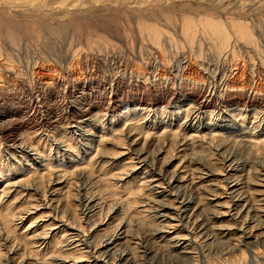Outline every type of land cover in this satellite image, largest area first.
<instances>
[{
    "label": "rangeland",
    "instance_id": "rangeland-1",
    "mask_svg": "<svg viewBox=\"0 0 264 264\" xmlns=\"http://www.w3.org/2000/svg\"><path fill=\"white\" fill-rule=\"evenodd\" d=\"M34 1L36 9L0 7V264H55L78 238L76 248L88 239L90 250H99L122 224L125 246L99 264H119L127 251L130 264H264V210L244 215L245 207L233 219L241 206L228 194L237 182L249 207L264 203L257 201L264 197V151L255 155L244 143L248 134L264 138V0ZM183 17L222 23L228 48L214 52L201 33L188 45ZM234 23L247 27L252 44L236 37ZM148 26L165 38L153 42ZM210 133L238 144L199 141ZM139 156L147 165L132 170ZM173 173L184 178L179 195L198 203L206 230L186 218L174 233L159 234L158 201L179 206L168 183ZM153 179L162 184L159 194ZM211 187L224 208L207 200ZM3 213L14 221L5 225ZM63 221L79 229L76 238L62 236ZM99 222L106 224L97 232ZM175 235L186 237L185 255L170 247Z\"/></svg>",
    "mask_w": 264,
    "mask_h": 264
},
{
    "label": "bare ground",
    "instance_id": "bare-ground-1",
    "mask_svg": "<svg viewBox=\"0 0 264 264\" xmlns=\"http://www.w3.org/2000/svg\"><path fill=\"white\" fill-rule=\"evenodd\" d=\"M33 1L34 0H23V1H21V0H0V7H1V9L2 8H5V9H7L8 11L9 10H12V11H15V12H17V11H19V10H22V9H24V10H26L27 8V10H29V9H36V8H34L35 7V5L36 4H34L33 3ZM50 1V0H49ZM52 1V0H51ZM53 1H56V0H53ZM60 3H62L60 0H58ZM63 1V0H62ZM71 1V0H70ZM106 1V0H105ZM157 1H161V0H157ZM169 1V0H168ZM167 1V2H168ZM35 2V1H34ZM59 2H57V3H59ZM166 2V1H165ZM215 2V1H214ZM54 3L55 2H53V3H51V4H53L54 5ZM66 4V2L64 1L63 2V4ZM71 3V2H70ZM154 3V2H153ZM162 3H164V0H162ZM34 4V5H33ZM39 5H40V3H38ZM64 4V5H65ZM156 4V3H155ZM155 4H151L152 6L151 7H153ZM158 4V3H157ZM156 4V5H157ZM166 4V3H165ZM164 4V5H165ZM260 4V3H259ZM56 5V4H55ZM58 6H59V4H57ZM72 5V4H71ZM262 5V4H261ZM41 6H42V4H41ZM64 7V6H63ZM66 7V6H65ZM22 8V9H21ZM4 9V10H5ZM1 11V10H0ZM12 11H9V12H12ZM34 12V11H33ZM13 13V12H12ZM35 13V12H34ZM21 15V14H20ZM30 15V14H29ZM59 16V15H58ZM5 17V16H4ZM6 17H8V16H6ZM184 18V17H183ZM182 18V19H183ZM15 19V18H14ZM16 20V19H15ZM14 22V21H13ZM141 26V25H140ZM231 27H232V29L233 30H231V31H233V33L236 35V37H238L239 39H241V41L243 40V41H245V43H248V44H252L253 43V38H252V35H251V33L249 32V30L247 29V27L246 26H244V25H242V24H240V23H234V24H232L231 25ZM146 28V30L148 31V33H149V37H150V39H152V41L153 42H158L159 40H160V37H162V34H161V32H160V30L158 29V28H156V27H154V26H148V27H145ZM144 29V28H143ZM197 33H201L200 35H198L199 36V38H200V36L202 35V34H204L205 35V39L207 38L206 37V35L208 36V38L211 40H209L211 43H212V46L214 47V52L216 51L217 53H222V51H224L226 48H228V46H229V43H230V34H229V31H228V29L226 30V28L224 27V25L222 24V23H220V22H216V21H213V18H212V20L211 19H209V18H201L199 21L197 20V22H195V21H193L190 17L188 18H184L183 20H182V26H181V34H182V36H183V38L185 39H183V41H185V42H187V44L189 45H192V43H194L195 41H194V39H196V36H197ZM140 34V33H139ZM204 35H202L203 37H204ZM235 35H234V37H235ZM164 36V35H163ZM203 37H201V38H203ZM235 37V38H236ZM162 38H165V37H162ZM207 38V39H208ZM198 39V38H197ZM204 39V38H203ZM200 40H202V39H200ZM236 40H237V38H236ZM199 40H197V42H198ZM240 41V40H239ZM151 44V43H150ZM195 46V45H194ZM197 48V47H196ZM11 72V71H10ZM162 79V78H161ZM196 108L197 109H201V108H204V104L202 103V102H200V103H197V106H196ZM246 108V107H245ZM139 110H143V108L142 109H139ZM137 125V124H136ZM136 128V127H135ZM173 134L175 133V132H172ZM88 134V133H87ZM86 134V135H87ZM234 134V133H233ZM83 135V134H82ZM228 135V134H227ZM231 135V134H230ZM248 135H250V136H248ZM246 137H247V139H245L244 138V143H246L247 144V146L249 147V149L251 150V151H253L254 153H255V155H257V154H259V152H261V151H264V138H262V137H259V138H256V137H253V136H251V134H248ZM235 137V136H234ZM225 138H226V136H224L223 134H214V133H210V135H208V136H204V135H201L200 137H199V141L200 142H205L206 140H209V142H214V140H218L219 139V141L220 142H224V141H226L227 142V140L229 141V143H233V145L234 144H238V140L237 139H235L234 140V138H233V141H232V139H230V138H228L227 137V140H225ZM237 138V137H236ZM221 139V140H220ZM64 140H65V138H64ZM92 140V139H91ZM132 140H134V139H132ZM101 141V140H100ZM184 141V140H183ZM182 141V142H183ZM181 142V143H182ZM195 142V141H194ZM64 143L67 145V150L69 151V148H70V146H71V143H70V139L69 138H66V140L64 141ZM115 143V142H114ZM184 143H185V141H184ZM183 143V144H184ZM180 144V143H179ZM183 144L182 145H178V147H177V149H178V151L179 152H181V151H183L184 149H181L180 148V146H183ZM198 144V143H197ZM131 145V144H130ZM231 145V144H230ZM188 146H189V144H188ZM187 146V147H188ZM195 146V145H194ZM246 146V145H245ZM246 146V147H247ZM24 147V146H23ZM69 147V148H68ZM199 147V146H198ZM244 147V146H243ZM18 148V147H17ZM122 149H125V148H123L122 147ZM24 150V149H23ZM31 150V149H30ZM33 150V149H32ZM35 150H36V148H35ZM66 150V151H67ZM142 150V149H141ZM123 151V150H122ZM122 151H120L121 153H122ZM177 151V150H176ZM96 152V151H95ZM34 153V152H33ZM139 153V152H138ZM35 154H37V157L39 158L42 154H40V153H38V152H35L34 154H30L29 153V151H28V155H30V156H34ZM39 154V155H38ZM122 154H124V153H122ZM185 154V153H184ZM43 156V155H42ZM41 156V157H42ZM44 157V156H43ZM42 157V158H43ZM46 157V156H45ZM145 157V156H144ZM228 157V156H227ZM33 159H35V158H33ZM127 159H129V161L131 162V157H127ZM136 163H130L129 164V166L130 167H132V170L134 169V170H139V169H141L140 167L141 166H144V165H147L146 163H145V161H144V159L143 158H141V156H139V157H136ZM193 159H196V158H193ZM46 160V159H45ZM72 160V159H71ZM198 160H200V159H198ZM229 160H230V158H229ZM237 160V159H236ZM26 161V160H25ZM30 161V160H29ZM47 161V160H46ZM49 161V160H48ZM231 162H233L232 160H230ZM195 162V161H194ZM143 163V164H142ZM198 163V162H197ZM238 163V162H237ZM28 164V163H27ZM128 164V163H127ZM134 164L135 165H141V166H134ZM240 164V163H239ZM31 165V164H30ZM168 165V164H167ZM166 165V166H167ZM180 165V164H179ZM27 166H29V164L27 165ZM244 166V165H243ZM29 167H31V166H29ZM228 167V166H227ZM242 168V167H241ZM152 169V168H151ZM230 169V168H229ZM25 170V169H24ZM155 170V169H154ZM176 170V169H175ZM237 170H239V169H237ZM147 171V170H146ZM166 171V170H165ZM204 171V170H203ZM134 172V171H133ZM33 173L34 174H36V170L35 171H33ZM148 173V172H147ZM155 173V172H154ZM158 173V172H157ZM144 174V173H143ZM149 174V173H148ZM151 174V173H150ZM175 173H173V174H171V175H169V180H168V183L170 184L169 185V188H170V190L172 191V196H174V199H178V207H176V206H174V205H171L170 204V202H165V201H158V202H160L161 203V205H159L160 206V208L158 209V213H157V217L158 218H160L161 220H160V222L162 223V225H161V228H159L158 229V232H159V234H161V235H168V234H172V233H174V230H176V228H177V223L178 222H182V223H184L185 222V220H187L188 218H190V220H191V222L192 223H196V222H199L200 221V223H198L197 225V227H199L200 228V230H206V224L201 220V215L200 214H202V210H199V205H198V203H196V207L194 206V204H195V201H194V199H193V197H191V198H188V197H184V195L183 194H180L179 195V193H180V191L179 190H181L180 189V187H181V185H183V183H182V181L184 180V178L182 177V176H178L179 174H175ZM229 174V173H228ZM156 175V174H155ZM183 175V174H182ZM159 176H160V174H159ZM166 176H168L167 175V173L165 172V174H163V177H166ZM208 176V175H207ZM210 176H211V174H210ZM209 176V177H210ZM148 178H150V179H152L154 176L153 175H149V176H147ZM223 177H224V175H223ZM4 178V177H3ZM62 179H63V177H61V178H59L58 176H57V181H55L56 182V184H62L63 183V181H62ZM160 179V178H159ZM165 179V178H164ZM189 179V178H188ZM185 179V182H188L189 180L190 181H192V179ZM220 179V178H219ZM227 179V178H226ZM149 180V179H148ZM172 180V181H171ZM231 180V179H230ZM264 180V179H263ZM262 180V181H263ZM20 181V180H19ZM22 181V180H21ZM20 181V182H21ZM160 181V180H159ZM143 182H145V180L144 181H142V183ZM150 184H151V187L154 189V192L157 194H159V192L160 191H156V190H158V189H160V185H162V184H158V180H156L155 181V179H153V180H150ZM163 182V181H162ZM210 182V181H209ZM107 183V182H106ZM146 183V182H145ZM193 183V182H192ZM198 183H200V182H198ZM163 184H164V182H163ZM173 184H175L174 186H172ZM208 184H211V183H208ZM141 185V184H140ZM186 185V184H185ZM194 185V184H193ZM199 185H201V184H199ZM212 186H214L215 184H211ZM219 185V184H218ZM224 185V184H223ZM237 185V182L234 184V185H231V186H229V190H231L228 194L229 195H231L229 198H231L230 200H232L233 201V203H234V206L236 207V208H239L240 206H241V209H238V210H236V212H235V214L233 215V213L231 214L230 213V216H232V217H234L233 219H236L240 214H239V212H241V210H242V208H244L245 209V207H246V212H244L245 214L244 215H248L250 212L252 213V211H255V212H257V211H260V209L262 210H264V203L262 202H258L255 206H250L249 207V201H248V199H247V196L246 195H243L242 193H238V191H237V189L238 188H236L235 186ZM150 186V185H149ZM210 186V185H209ZM148 187V186H147ZM146 187V188H147ZM206 187H207V185H206ZM216 187V186H215ZM239 187V186H238ZM162 188V187H161ZM212 188V193H210L211 191L210 190H208V191H210L209 193L210 194H208V197L209 196H212L211 198H213V199H207V200H212V202H215L214 203V206L213 207H220V209H222V208H224L225 206L222 204V203H220V201H218L217 199H221L222 197H220V194L219 193H213V191L215 192V190H214V188L213 187H211ZM211 188H209V189H211ZM6 189V188H5ZM203 189V188H202ZM208 189V188H207ZM149 190V189H148ZM175 190V191H174ZM173 191H174V193H173ZM264 191V190H263ZM182 192V191H181ZM206 192V191H205ZM130 193V192H129ZM154 193V194H155ZM169 193V192H168ZM256 193V192H255ZM261 193V192H260ZM259 193V194H260ZM167 194V193H166ZM189 194V193H188ZM257 194V193H256ZM262 194V193H261ZM151 195V194H150ZM264 195V194H263ZM166 196V195H165ZM168 196V195H167ZM169 196H171V195H169ZM260 196V195H259ZM258 197V196H257ZM260 199H257V201H264V197H259ZM89 199H91V197L90 198H88V201H89ZM251 199V198H250ZM96 200V199H95ZM129 200V199H128ZM217 200V201H216ZM256 201V202H257ZM98 202V201H97ZM177 202V201H176ZM199 202V201H198ZM211 202V203H212ZM133 203H136L135 202V200H132L129 204H133ZM141 204V203H140ZM156 204H157V202H156ZM245 204H246V206H245ZM90 205H91V203H90ZM95 205V204H94ZM233 205V204H232ZM45 206V205H44ZM141 206V205H140ZM158 206V207H159ZM93 206H91L90 208H92ZM120 207V206H119ZM142 207V210H140L139 209V211L138 212H142V211H144L143 209V205L141 206ZM231 207V206H230ZM90 208H86V210H88L87 211V213L85 214V217H87V219H89L91 216H92V214H91V210H90ZM96 208V207H95ZM228 208V207H227ZM232 208V207H231ZM235 208V209H236ZM230 209V208H229ZM93 210V209H92ZM96 211V210H95ZM110 211H112V212H116V211H118V208L116 209V208H111L110 209ZM216 211H218V210H216ZM244 211V210H243ZM219 212V211H218ZM4 214V213H3ZM84 214V213H83ZM225 214V212L224 211H222V212H219L218 214H217V217H222L223 215ZM241 214H242V212H241ZM156 215V214H155ZM243 216V215H242ZM13 217H15L13 214L12 215H8V214H4V215H2V218H1V220L3 221V223L5 224V225H8L9 223H11V221H14V218ZM143 217V216H142ZM243 217H245V216H243ZM20 218V217H19ZM109 218V217H108ZM187 218V219H186ZM245 218H247V217H245ZM238 219V218H237ZM252 219V218H251ZM250 219V220H251ZM1 221V222H2ZM68 221V220H67ZM107 221V220H106ZM188 221V220H187ZM206 221V220H205ZM248 221V220H247ZM253 221V220H252ZM258 223V222H257ZM264 223V222H263ZM62 224V227L64 228L63 230H62V236L66 233V232H68V231H70V233L71 234H73L72 236L73 237H75V236H78V233H77V231L79 230V229H77V227H75V225H73V224H70L69 222H65V221H63V223H61ZM106 224V222H99L98 224H97V232L98 231H101L102 229H101V227H103L104 225ZM181 228H183V226L184 225H182L181 224ZM195 226V225H194ZM250 226V225H249ZM248 226V227H249ZM178 227H180V226H178ZM196 227V228H197ZM250 227H252V225L250 226ZM264 227V226H263ZM242 228V227H241ZM240 228V229H241ZM117 229V230H116ZM115 230V233L114 234H112L111 236H109V237H106V238H104V240L101 242V244H100V249L99 250H90V245H89V240L88 239H86V241H84V243L82 244V245H84V247L83 248H76L77 246L76 245H78L79 243H78V241H79V238L78 239H76V240H74V241H71L70 243L68 242V243H66V246H70V245H72V244H75L76 243V245L74 246V247H72V249H74V250H71V249H67L68 251H65L63 254L61 253V257H57L55 260L57 261L55 264H84V263H81V262H83V261H85V260H83V257H87L88 258V260H91V261H88L89 263H85V264H99L98 262L99 261H103V259H104V257H109L110 256V254L111 253H114V252H112L113 250H118L119 248L121 249L122 248V246H125V245H123L124 244V242L126 241V236L128 235H126V225H124V224H122L121 226L120 225H118V227L116 228ZM249 229V228H248ZM104 230V229H103ZM247 230V229H246ZM199 231V230H198ZM239 231V230H238ZM104 232V231H103ZM241 235L245 238V239H250V238H253L254 237V235H252L251 233H250V231H249V233H248V231L246 232V231H241ZM80 234V233H79ZM104 234V233H103ZM240 234V233H239ZM38 236L39 235H41V234H37ZM36 234H34L33 236H32V238H34V239H44V237H38ZM51 236V235H50ZM69 236H71V235H69ZM80 236V235H79ZM76 238V237H75ZM255 238V237H254ZM253 238V239H254ZM92 239V238H91ZM171 239V238H170ZM49 240V239H48ZM172 241H171V244H170V247L172 248V249H174L176 252H178V251H180V253H185V249H187V243H186V237L184 236V235H175V236H173L172 237V239H171ZM129 241V240H128ZM127 241V242H128ZM238 241V240H237ZM42 243H45L46 244V242L43 240L42 241ZM78 243V244H77ZM82 243V242H81ZM240 243V242H239ZM244 244V243H243ZM29 245V244H28ZM237 245L238 244H236V243H234L233 244V250L234 249H238L237 248ZM98 246V245H97ZM65 247V246H64ZM84 248H88L87 249V251H85V255H83L84 254V251H82L81 253L79 252V251H81L82 249H84ZM125 249V248H124ZM118 252V251H117ZM121 252V251H120ZM126 252V251H125ZM77 253V256H75V254ZM119 253V252H118ZM58 254V253H57ZM114 255V254H113ZM183 255H185V254H183ZM112 256V255H111ZM121 256H122V254H121ZM131 257V255H130V253H129V251H127L125 254H124V256H122V257H117L118 258V260L117 261H119V264H122V263H125V264H130V262L131 261H129V259H130V257ZM116 257V256H115ZM114 261H116V260H114ZM116 263V262H115ZM114 262H112V261H110V264H115ZM103 264H108V263H106V262H103Z\"/></svg>",
    "mask_w": 264,
    "mask_h": 264
}]
</instances>
